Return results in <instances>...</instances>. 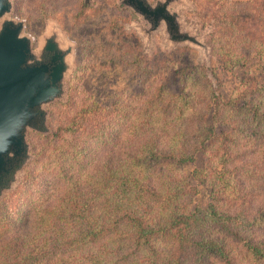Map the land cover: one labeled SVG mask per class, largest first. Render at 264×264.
I'll return each instance as SVG.
<instances>
[{"label":"trees","instance_id":"16d2710c","mask_svg":"<svg viewBox=\"0 0 264 264\" xmlns=\"http://www.w3.org/2000/svg\"><path fill=\"white\" fill-rule=\"evenodd\" d=\"M242 10L210 68L130 60L128 94L73 93L0 200V264H264V20Z\"/></svg>","mask_w":264,"mask_h":264},{"label":"rangeland","instance_id":"374dc122","mask_svg":"<svg viewBox=\"0 0 264 264\" xmlns=\"http://www.w3.org/2000/svg\"><path fill=\"white\" fill-rule=\"evenodd\" d=\"M12 1L11 16L25 21L24 31L33 38L34 46L50 22L74 44L73 69L66 80V100L47 107L48 127L54 136L60 135L54 124L55 116L70 107L74 92L76 101L88 94L108 103L121 93L119 90L127 87L124 93L128 94L130 89L137 88L139 79L128 63L130 60L139 68L165 69L171 82H174L172 71L176 67L207 61L198 49L167 43L162 30L152 33L147 44V35L138 28L139 23L144 26L146 23L131 8L121 4V0ZM228 7L262 9L259 17L264 20V0H174L171 3V9L181 15L183 28L193 29L205 42L215 45L219 26L212 24L223 17L221 11ZM241 14L244 19L247 12L242 10ZM210 59L214 61L211 53ZM43 136L35 131L27 134L33 154L30 164L39 156V139L43 141Z\"/></svg>","mask_w":264,"mask_h":264},{"label":"water","instance_id":"95a60500","mask_svg":"<svg viewBox=\"0 0 264 264\" xmlns=\"http://www.w3.org/2000/svg\"><path fill=\"white\" fill-rule=\"evenodd\" d=\"M173 1L121 0V4L146 23H139L138 28L147 35V44L152 33L162 30L174 47L188 45L204 53L205 64L195 63L210 68L211 45L193 29L183 28L181 15L171 9ZM12 12L13 1L0 0V200L23 182L33 159L28 132L52 133L47 107L66 100L74 54V44L53 22L34 46L33 38L24 31L25 21L12 17Z\"/></svg>","mask_w":264,"mask_h":264}]
</instances>
